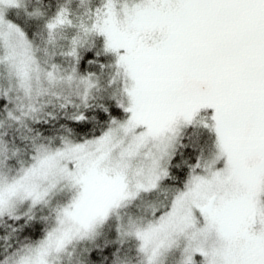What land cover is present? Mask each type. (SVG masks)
I'll list each match as a JSON object with an SVG mask.
<instances>
[{"label":"snow or ice","instance_id":"obj_1","mask_svg":"<svg viewBox=\"0 0 264 264\" xmlns=\"http://www.w3.org/2000/svg\"><path fill=\"white\" fill-rule=\"evenodd\" d=\"M0 264H264V0H0Z\"/></svg>","mask_w":264,"mask_h":264}]
</instances>
